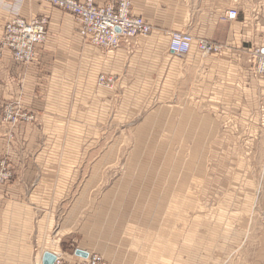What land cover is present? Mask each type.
<instances>
[{"label":"rangeland","instance_id":"1","mask_svg":"<svg viewBox=\"0 0 264 264\" xmlns=\"http://www.w3.org/2000/svg\"><path fill=\"white\" fill-rule=\"evenodd\" d=\"M237 2L236 22L243 23L245 6H258L264 0ZM152 29L146 38L157 34ZM254 37L241 48L242 53H234L246 66L249 55L244 53L264 47V38ZM221 58L206 56L204 60L216 65ZM236 60L231 58L230 63ZM213 71L212 89L239 82L242 92L250 95L247 91H253L257 80L250 69L244 77L224 66ZM97 84L102 87L99 79ZM106 90L110 101L98 107L95 122L85 121L83 138H68L59 150L64 163L75 160L84 162V167L50 172V177L57 173L69 181L57 188L64 190V196L58 198L61 216L52 228L51 248L34 249L31 256L28 251L16 253L15 237L8 232L6 248L0 241V264H42L45 252L59 256L63 264H79L86 259L76 255L83 244L87 256L97 254L101 264H264V166L259 167L264 163V143L257 137L264 136V121L230 107L206 105L204 96L192 97V90H129L117 79L114 89ZM157 111L162 113L159 120L150 117ZM191 111L197 115H190ZM29 113L35 121L22 123L36 124L37 115ZM2 123L7 139L15 141L22 123L15 126L5 121L3 113ZM252 125L258 126L260 134H252L256 131ZM88 129L98 133L88 135ZM1 164L10 175L0 183L5 186L17 179V173L7 156L0 157ZM237 197L244 200L238 203ZM135 226L146 230L135 234ZM98 227L102 235L108 233L109 240L91 248ZM119 229L117 239L114 234L111 238V232ZM66 233L70 234L66 242L57 243L56 237ZM56 245L58 251H52ZM198 250L202 254L194 259ZM227 252L231 253L225 257ZM79 257V262L74 261Z\"/></svg>","mask_w":264,"mask_h":264},{"label":"crops","instance_id":"2","mask_svg":"<svg viewBox=\"0 0 264 264\" xmlns=\"http://www.w3.org/2000/svg\"><path fill=\"white\" fill-rule=\"evenodd\" d=\"M100 1L105 4L114 0ZM132 8L136 15L155 28L157 34L150 38L140 37L132 52L123 48L117 53H106L108 57H105L101 49L89 43L84 29L71 15L41 0H0V157L10 158L17 173V179L0 186V244L3 249L6 248L4 242L8 232L15 237L16 253L23 250L31 256L34 249L51 248L52 228L61 216L58 207L62 200L58 198L64 196V190L57 188L68 185L69 181L58 178L57 173L50 177L53 175L50 172L84 167V162L75 160L64 163L59 150L68 144V138H83L85 121L95 122L98 107L110 101L108 90L97 84L102 74L112 76L129 90H192V97L204 96L206 105L230 107L246 117L261 121L260 110L264 105H259L264 97L263 75L254 76L257 80L253 93L247 91L250 95L242 92L239 82L212 89L211 81L213 70L223 66L235 70L240 77L247 75L246 69L253 71L243 59L240 63L234 53L241 52V48L254 36L264 38V3L245 6V22L234 21L232 25L220 18L229 9L240 10L237 0H132ZM40 16L49 20L47 41L37 49L31 64L20 65L1 50L6 25L16 17L30 20ZM181 32L227 47L222 51L219 63H207L196 47L185 57L170 52L168 35ZM231 58L237 60L230 63ZM202 73L203 78L200 76ZM218 93L219 98L215 99ZM251 95L253 97H249ZM10 100L20 101L24 110L37 115L36 124L20 125L17 139L13 142L7 139L6 125L2 123L3 107ZM193 112H189L190 115H197ZM160 113L153 112L150 117L159 120ZM257 127L252 134H260ZM96 133V129H88L87 132L92 136ZM257 137H261L264 143V136ZM262 166L264 163L259 167ZM236 200L240 203L244 199L237 197ZM100 224L101 218L96 226ZM135 228L138 231L134 232L132 228L131 233L142 234L146 230L141 226ZM120 230L116 233L110 231L111 238L114 234L117 239ZM69 235L57 236V243L63 244ZM106 240H109L108 233L102 235L98 227L90 247H99V243ZM83 245L77 250L87 252L86 245ZM56 247L52 251H58ZM200 252L195 251L194 259L200 257ZM80 259L75 258L74 261L79 262Z\"/></svg>","mask_w":264,"mask_h":264},{"label":"built area","instance_id":"3","mask_svg":"<svg viewBox=\"0 0 264 264\" xmlns=\"http://www.w3.org/2000/svg\"><path fill=\"white\" fill-rule=\"evenodd\" d=\"M52 8L71 15L86 34L90 44L103 52H115L127 47L130 50L137 45L140 37H149L153 26L143 17L136 15L132 9V0H116L113 3H100L98 0H41ZM238 9H229L221 15V21L234 22L239 18ZM49 20L46 16L35 17L30 20L16 17L5 28L1 41L2 52L8 53L20 65L31 64L37 49L47 41ZM169 50L178 57L188 55L193 47L202 57L219 56L223 47L212 41L196 39L190 33L170 34ZM250 66L258 74H264V50L253 48L246 51ZM116 80L102 75L99 85L114 89ZM3 119L13 125L22 122L35 121L34 115L24 110L20 101L6 103L3 109ZM10 175L4 164L0 166V183L9 180ZM99 256L92 255L79 264H101ZM55 264H63L57 259Z\"/></svg>","mask_w":264,"mask_h":264},{"label":"water","instance_id":"4","mask_svg":"<svg viewBox=\"0 0 264 264\" xmlns=\"http://www.w3.org/2000/svg\"><path fill=\"white\" fill-rule=\"evenodd\" d=\"M76 255L77 256H80L82 258H87V253L83 252V251H80L78 250L76 252ZM56 261V258L53 254H50V253H45L44 256H43V264H54Z\"/></svg>","mask_w":264,"mask_h":264},{"label":"bare ground","instance_id":"5","mask_svg":"<svg viewBox=\"0 0 264 264\" xmlns=\"http://www.w3.org/2000/svg\"><path fill=\"white\" fill-rule=\"evenodd\" d=\"M23 19H24V18H23ZM151 33H152V32H151ZM150 35H151V34H150ZM150 35H149V36H150ZM169 38L171 39V37H169ZM169 44H170V40H169ZM132 48H133V47H132ZM168 49H169V48H168ZM260 49H263V50H264V48H262V47H260ZM132 50H133V49H130L129 52H132ZM169 51H170V50H169ZM170 52H171V51H170ZM191 52H192V50H191ZM191 52H190V53H191ZM190 53H189V54H190ZM189 54H188V55H189ZM186 56H187V55H186ZM184 57H185V56H184ZM251 68H252V67H251ZM252 70H253V73H254L255 75H257V76H262V75H264V74H258V73H256V72L254 71L253 68H252ZM104 88H105V87H104ZM20 103H21V102H20ZM21 105H22V104H21ZM261 113H262V117H261V119H262V121H264V109H261ZM45 253L53 254V253H51V252H45ZM45 253H43V256H44ZM53 255H54V254H53ZM96 255H97V254H95V256H96ZM43 256H42V264H43ZM54 256H55L56 260H57V259H59V260L61 259L59 256H57V257H56V255H54ZM97 256H98V255H97ZM90 257H92V254L89 255V257H87L86 259H89ZM82 261H83V260H82ZM55 263H56V261H55ZM55 263H54V264H55Z\"/></svg>","mask_w":264,"mask_h":264}]
</instances>
